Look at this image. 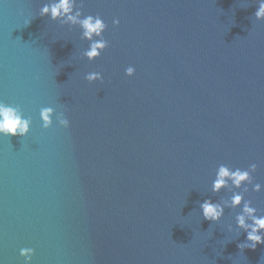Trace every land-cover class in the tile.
<instances>
[{"label":"water","instance_id":"1","mask_svg":"<svg viewBox=\"0 0 264 264\" xmlns=\"http://www.w3.org/2000/svg\"><path fill=\"white\" fill-rule=\"evenodd\" d=\"M52 2L0 0V102L32 120L0 136V260L33 247V264H264V245L229 231L240 209L219 223L200 209L231 196L211 191L221 164L255 163L264 186L259 0H77L108 25L94 61L78 25L39 15ZM47 106L70 127L43 129Z\"/></svg>","mask_w":264,"mask_h":264},{"label":"clouds","instance_id":"2","mask_svg":"<svg viewBox=\"0 0 264 264\" xmlns=\"http://www.w3.org/2000/svg\"><path fill=\"white\" fill-rule=\"evenodd\" d=\"M77 0H53L50 4H44L39 11L40 16H49L51 20H64L65 23L71 22L78 25L81 30L80 38L88 41V47L83 50L82 56L88 61L98 59L104 50L109 46L104 38V33L108 27L104 19L99 15H87L76 9ZM256 20H264V0H259V8L254 13ZM30 21L27 22V24ZM114 26H118L119 19H113ZM26 24V25H27ZM135 68L128 66L125 69L126 76H133ZM85 79L92 83L103 81L100 72H90ZM55 123L62 128H69L70 121L63 112H57L53 107H42L39 111V118L43 129H49ZM32 120L26 117L20 107L12 106L0 102V136H20L24 137L31 131ZM257 165L250 164L247 169L230 168L225 164L219 165L216 170L215 178L211 184L213 193H220L222 190H231V196L225 203L213 202L205 199L200 204V209L205 220L219 223L224 217L225 208L240 209L235 215V228L229 226V231L235 230L239 236L241 230L246 233L244 242L237 245L241 250L250 248L255 250L257 245H264V214H258L257 208L252 206L251 200L245 199V193L249 191L260 192L264 186L260 183H253V173L256 172ZM36 250L33 247H21L19 257L23 259V264H33ZM0 264H4L0 260Z\"/></svg>","mask_w":264,"mask_h":264}]
</instances>
